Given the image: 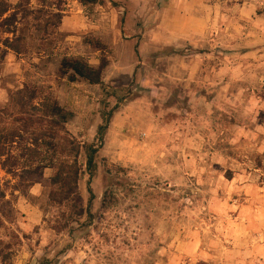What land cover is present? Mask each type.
Masks as SVG:
<instances>
[{"label":"rangeland","instance_id":"obj_1","mask_svg":"<svg viewBox=\"0 0 264 264\" xmlns=\"http://www.w3.org/2000/svg\"><path fill=\"white\" fill-rule=\"evenodd\" d=\"M0 1L12 9L3 19L20 4L29 11L24 19L19 9L15 26H0L1 46L23 38L21 52L0 63V129L24 115L11 104L24 89L35 91V105L54 98L72 112L66 131L81 146L99 145L102 113L114 110L91 181L81 150L75 208L52 204L50 189L35 179L21 183L0 166L7 196L0 202V264H195L200 249L188 248L192 240L208 248L219 219L233 220L238 205L262 199L256 191L264 189V47L253 48L246 34H215L230 41L208 46V62L194 73L189 59L175 60V50L142 48L143 24L133 17L128 27L126 10L115 30L92 31L99 21L110 24L106 12L96 11L108 0L81 4L86 27L79 33L60 30L69 0ZM258 10L264 16V0ZM97 42L108 49L97 50ZM116 42L131 44L123 64L112 62ZM65 57L95 68L106 57L104 86L123 88L127 97L107 100L104 86L61 77ZM54 174L46 169L45 178Z\"/></svg>","mask_w":264,"mask_h":264},{"label":"crops","instance_id":"obj_2","mask_svg":"<svg viewBox=\"0 0 264 264\" xmlns=\"http://www.w3.org/2000/svg\"><path fill=\"white\" fill-rule=\"evenodd\" d=\"M228 1L236 3L230 8H225L222 2ZM240 1H245L246 4L242 7ZM258 1L260 0H108V5L114 3L116 7L99 5L96 11L106 12L108 18H112L110 24L107 22L102 24L99 21L98 24H92L94 28L92 31L95 32L97 28L115 30L118 23L122 22V20L119 22V14L126 10L125 19L128 27H131L133 17L140 18L139 22L143 24L144 30L141 32L143 41H140L142 48L175 50L178 54L175 60L183 61L185 64L186 59H189V65L194 66L193 71L197 73L201 69V64L208 62V46L211 44L218 46L223 42L222 39L230 41L226 36L220 40L213 39L211 36L215 34H227L228 37L237 39L246 34L243 40H251L253 48L264 47V16L259 13L261 10H258ZM69 2L70 11L62 12L65 16L60 30L65 33L85 31L83 29L86 27L84 22L86 19L82 5L79 0ZM130 45L125 42L112 44V62L116 60L123 64L130 54L128 50ZM185 50L190 55L182 53ZM180 71L183 74V70ZM258 191L259 196L262 195L264 199V189L258 188L256 193ZM262 199H250L238 205L236 207L238 216L233 220L219 219L221 222L220 228L216 231L218 234H208V248L201 249L202 242L192 240L188 248L200 249L194 258L195 264L200 261L208 264H264ZM230 243L232 247L229 246Z\"/></svg>","mask_w":264,"mask_h":264},{"label":"trees","instance_id":"obj_3","mask_svg":"<svg viewBox=\"0 0 264 264\" xmlns=\"http://www.w3.org/2000/svg\"><path fill=\"white\" fill-rule=\"evenodd\" d=\"M79 2L84 7H91L98 5L101 0H79ZM23 7L24 5L20 4L16 7L17 10L14 9L9 16L3 19L12 9L7 2L0 1V26H15L19 22V9ZM22 12L25 14L23 16L25 19L29 11L23 8ZM55 17L60 18V15ZM7 33L15 34L14 31L10 30H7ZM22 40V37L16 41L7 38L2 42V46L0 45V63L5 60L10 51L21 52L20 42ZM94 46L99 51L108 49L101 42H97ZM109 63V60L103 57L99 67L95 68L84 59L65 57L58 73L61 77H68L72 83L83 80L90 85L104 86V73ZM103 89L104 98L107 100L116 98L118 103H121L127 97L120 95L121 92L126 91L123 88L104 86ZM36 99L35 91L31 92L27 89L21 90L13 96L11 104L20 109L24 115L22 118H15L11 128L0 129V166L7 175H11L21 183L35 179L44 188L50 189L49 200L52 204L58 206L74 204L75 208L78 184L83 173V168L79 163L81 150L83 148L86 152V170L91 181L95 178L98 170L97 155L103 147L104 137L114 110L110 113H102L103 124L98 129L97 138L99 145L86 144L81 146L66 131V126L74 114L61 106L54 98L42 99L38 105L33 104ZM18 123L21 124V127L17 126ZM35 127L36 129L32 131L31 129ZM25 133L29 135L27 139ZM14 147L17 151L16 154L13 152ZM46 169L55 170L54 176L46 179ZM89 191L92 201L94 194L91 188ZM0 202H7L1 180ZM84 214V209L79 211V216ZM198 264L208 263L200 261Z\"/></svg>","mask_w":264,"mask_h":264}]
</instances>
